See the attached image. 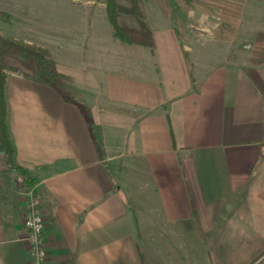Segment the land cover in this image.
Wrapping results in <instances>:
<instances>
[{"label":"crops","instance_id":"crops-1","mask_svg":"<svg viewBox=\"0 0 264 264\" xmlns=\"http://www.w3.org/2000/svg\"><path fill=\"white\" fill-rule=\"evenodd\" d=\"M259 6L238 0L224 25L194 28L211 40L190 38L182 23L169 32L156 13L164 29L146 23L151 45L117 39L120 57L91 61L119 66L82 68L59 88L5 53L24 69L4 67L14 153L9 164L0 152V264H29V183L45 218L44 264H264ZM16 9L42 15L27 25L43 38L55 29L51 15L73 14Z\"/></svg>","mask_w":264,"mask_h":264},{"label":"rangeland","instance_id":"rangeland-1","mask_svg":"<svg viewBox=\"0 0 264 264\" xmlns=\"http://www.w3.org/2000/svg\"><path fill=\"white\" fill-rule=\"evenodd\" d=\"M182 1H185V3ZM258 1L260 3L259 8L261 14L256 17H260L259 23L264 25V0ZM237 2L238 0H142V7L144 11V21L151 24L155 32L160 28L164 29V26L161 27L162 25H156L153 22L155 14L159 13L163 14V16L165 14L162 18H167V20L163 22L168 23L165 24V28L169 27V32L172 30V25L182 23L181 29L186 30L187 36L189 35L190 38L207 37L208 40H211L208 36L210 31L206 30L208 33H205L203 31L194 30V28L204 29V26H210V30H213L214 28H211V26L216 22L221 26L224 25L226 18L224 15L225 8L228 9L237 4ZM17 3L16 0H0V9L8 14L7 20L0 19V34L12 38L16 37L15 39L20 40H23V35H25L26 38L33 36L31 43L25 40L23 41L42 49L46 57L54 62L59 81L61 76L65 78L67 76L68 78L69 75L66 74H73L76 71H81L82 68L91 70L93 66L96 68L97 66L104 65L106 67L109 65L112 67L120 65L111 63H92L91 61L93 55H105L107 59L113 60L114 58L120 57V51L123 50L117 43V39L112 36L109 23L105 17L104 0H18ZM18 5L44 7L60 6L62 8L66 7L67 11L71 10L73 14L65 16L51 15L50 17L55 29L48 32L49 34L43 38V36H37L36 33L28 30L27 25L28 22L31 24L29 21L30 19L41 18L42 15H33L30 13L15 14L13 12L17 10L16 8ZM80 9L83 10L81 16L77 14L81 11ZM189 9H191L192 12H190ZM88 10H93V12ZM157 10H159V12ZM168 12L170 16L167 15ZM79 17H83L85 20L95 19V22L98 24L95 26L97 29H94L91 25L88 27L86 26L87 24L84 25L83 23L82 26ZM245 17H247V15H245ZM23 18L28 21H24ZM122 19L130 22V19L126 17H122ZM188 24L193 26L192 29L187 27ZM95 39H97L98 46L93 45ZM35 43L38 45L40 43L41 47L35 45ZM5 53L15 54V56H17L15 59L21 61H18L19 64H25L26 66H33L36 68L34 64L28 62L22 55L8 51ZM5 53H3L4 60L6 61L4 67L6 66L13 70H18L17 68L19 67L24 69L21 66L17 67L9 64L12 62L10 57L8 58ZM36 70L40 72L38 68H36ZM56 87L59 88V83ZM108 167L116 173L117 170L111 168L110 165H108ZM114 176L116 177L115 174ZM22 193L25 194L24 190Z\"/></svg>","mask_w":264,"mask_h":264},{"label":"trees","instance_id":"trees-1","mask_svg":"<svg viewBox=\"0 0 264 264\" xmlns=\"http://www.w3.org/2000/svg\"><path fill=\"white\" fill-rule=\"evenodd\" d=\"M105 17L109 23L112 36L125 43H138L149 46L153 43L150 28L144 21L142 0H104ZM126 17L130 22L122 19ZM8 14L0 9V19L7 20ZM133 21V22H132ZM6 51L22 55L28 62L35 65L42 76L53 86H57L59 79L54 62L46 57L44 51L23 40L0 34V152L7 163L12 164L14 148L7 124L8 104L5 88L7 74L4 71V56ZM27 180V178L25 177ZM33 188L26 185L24 188ZM56 264H70L69 260H61Z\"/></svg>","mask_w":264,"mask_h":264},{"label":"built area","instance_id":"built-area-1","mask_svg":"<svg viewBox=\"0 0 264 264\" xmlns=\"http://www.w3.org/2000/svg\"><path fill=\"white\" fill-rule=\"evenodd\" d=\"M20 180V177H18ZM25 211L22 219L25 233L22 236L27 242L30 255L29 264H44L46 250L42 242V232L45 226V218L39 209V198L33 188H24Z\"/></svg>","mask_w":264,"mask_h":264}]
</instances>
